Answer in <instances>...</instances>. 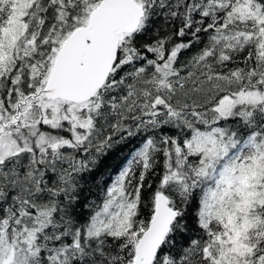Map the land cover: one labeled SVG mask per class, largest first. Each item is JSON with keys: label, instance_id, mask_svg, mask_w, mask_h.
Masks as SVG:
<instances>
[{"label": "snow or ice", "instance_id": "snow-or-ice-1", "mask_svg": "<svg viewBox=\"0 0 264 264\" xmlns=\"http://www.w3.org/2000/svg\"><path fill=\"white\" fill-rule=\"evenodd\" d=\"M0 264H264V0H0Z\"/></svg>", "mask_w": 264, "mask_h": 264}]
</instances>
